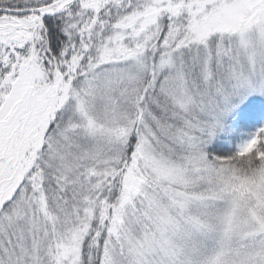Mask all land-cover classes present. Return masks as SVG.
Wrapping results in <instances>:
<instances>
[{
	"label": "snow or ice",
	"instance_id": "1",
	"mask_svg": "<svg viewBox=\"0 0 264 264\" xmlns=\"http://www.w3.org/2000/svg\"><path fill=\"white\" fill-rule=\"evenodd\" d=\"M0 264H264V0H0Z\"/></svg>",
	"mask_w": 264,
	"mask_h": 264
}]
</instances>
